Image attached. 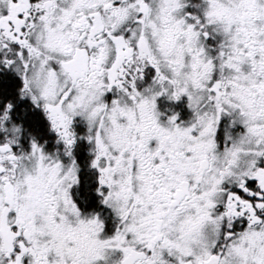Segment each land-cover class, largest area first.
Wrapping results in <instances>:
<instances>
[{
    "label": "snow or ice",
    "instance_id": "snow-or-ice-1",
    "mask_svg": "<svg viewBox=\"0 0 264 264\" xmlns=\"http://www.w3.org/2000/svg\"><path fill=\"white\" fill-rule=\"evenodd\" d=\"M0 264H264V0H0Z\"/></svg>",
    "mask_w": 264,
    "mask_h": 264
}]
</instances>
